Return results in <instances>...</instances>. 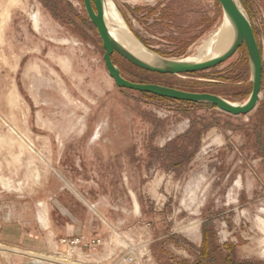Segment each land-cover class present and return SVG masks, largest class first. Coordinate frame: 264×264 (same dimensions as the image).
Segmentation results:
<instances>
[{
  "label": "rangeland",
  "instance_id": "1",
  "mask_svg": "<svg viewBox=\"0 0 264 264\" xmlns=\"http://www.w3.org/2000/svg\"><path fill=\"white\" fill-rule=\"evenodd\" d=\"M111 1L145 45L175 59L197 57L223 22L218 0ZM240 3L264 65V0ZM104 52L84 0H0V243L84 264H160L154 250L195 260L211 222L238 259L264 262V76L257 107L227 115L118 87ZM244 55L182 76L113 59L133 81L243 102ZM194 117L213 125L169 165L165 151ZM187 144L178 162L197 140ZM72 220L83 222L77 237L102 244L62 243ZM0 264L54 263L0 251Z\"/></svg>",
  "mask_w": 264,
  "mask_h": 264
},
{
  "label": "water",
  "instance_id": "2",
  "mask_svg": "<svg viewBox=\"0 0 264 264\" xmlns=\"http://www.w3.org/2000/svg\"><path fill=\"white\" fill-rule=\"evenodd\" d=\"M223 9V26L226 24L231 32L229 45L221 52L213 54L205 59L170 58L145 45L131 30L138 44L147 54L143 58L125 45L112 34L110 20L107 18V0H84L86 12L90 21L96 27L104 47L103 58L109 75L120 88H126L138 92L150 93L162 98L176 101L210 103L221 111L239 116L251 113L259 104L262 93L264 65L259 41L253 24L240 3V0H218ZM129 28V27H128ZM130 29V28H129ZM245 46L250 66V80L252 90L243 102L234 101L227 97L211 92L189 91L169 85L154 82H138L124 76L121 68L115 63L113 56L119 54L133 65L143 70L171 75H190L213 69L233 57L238 50ZM0 251L22 255L33 259L54 264H84L66 258L57 257L33 250L0 243Z\"/></svg>",
  "mask_w": 264,
  "mask_h": 264
},
{
  "label": "trees",
  "instance_id": "3",
  "mask_svg": "<svg viewBox=\"0 0 264 264\" xmlns=\"http://www.w3.org/2000/svg\"><path fill=\"white\" fill-rule=\"evenodd\" d=\"M242 49L244 50L245 58H247L246 47L243 46ZM197 73L190 74V75H196ZM177 88H180V87H177ZM185 90H189V89H185ZM139 93L148 95L156 99L176 101L173 99L162 98V97L150 94V93H144V92H139ZM180 102H183L185 104H189L192 106L208 105L211 107H216L210 103L186 102V101H180ZM227 115H231V114H227ZM191 121L192 123L188 131L185 134L178 136L174 140V142L181 140L182 143L179 144L178 147L174 148L172 152L165 151L167 155L166 157L167 163L169 165L178 166L179 164L186 162L188 159H190L200 147L201 136L204 134V132L207 129H209L213 125L205 117H194ZM259 127H260L259 131H261L262 125ZM194 139L195 141L197 140V144L195 146V150L190 154L189 158L187 156L186 157L187 159H184V161L182 162H178V160H175L176 158L183 157V155L187 153V149L189 146V144H187V141L193 142ZM163 241L164 240H156L154 242V248L162 245ZM231 250H232L231 248L229 247L225 248L223 245L219 243L216 231L213 227H211V222H205L203 225V243L198 250L195 260L176 258L174 257V255L170 253L169 250H162L161 252H156L154 250V253L160 264H264L263 261L253 260V259L240 260L235 256V254Z\"/></svg>",
  "mask_w": 264,
  "mask_h": 264
},
{
  "label": "bare ground",
  "instance_id": "4",
  "mask_svg": "<svg viewBox=\"0 0 264 264\" xmlns=\"http://www.w3.org/2000/svg\"><path fill=\"white\" fill-rule=\"evenodd\" d=\"M107 18L110 20V30L112 34L120 41L123 45L129 48L137 55L146 58L147 54L138 44L133 34L129 30L127 24L121 17L120 11L112 3L111 0H107L106 8ZM207 40V39H206ZM231 41V32L223 22L218 32H216L208 41L204 43L201 48L200 54L195 57L196 59H205L213 54L223 51ZM199 51V50H198Z\"/></svg>",
  "mask_w": 264,
  "mask_h": 264
},
{
  "label": "built area",
  "instance_id": "5",
  "mask_svg": "<svg viewBox=\"0 0 264 264\" xmlns=\"http://www.w3.org/2000/svg\"><path fill=\"white\" fill-rule=\"evenodd\" d=\"M61 242L67 244L74 251L77 248L93 247V246H98V245L100 246L102 244L101 240L85 241L84 239L79 238V237L73 238V239L64 238V239L61 240Z\"/></svg>",
  "mask_w": 264,
  "mask_h": 264
},
{
  "label": "crops",
  "instance_id": "6",
  "mask_svg": "<svg viewBox=\"0 0 264 264\" xmlns=\"http://www.w3.org/2000/svg\"><path fill=\"white\" fill-rule=\"evenodd\" d=\"M72 221L73 222H65L66 227L64 228L65 236L70 237V238L80 236V234H81L80 232H81L82 227H83V222H76L74 220H72ZM20 248L33 250L30 248H24V247H20ZM33 251H36V250H33ZM37 252H39V251H37Z\"/></svg>",
  "mask_w": 264,
  "mask_h": 264
}]
</instances>
